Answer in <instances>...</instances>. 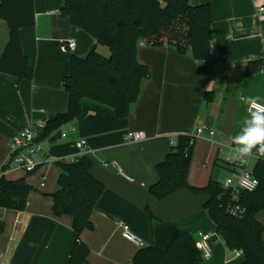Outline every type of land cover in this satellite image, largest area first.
Wrapping results in <instances>:
<instances>
[{
  "label": "crops",
  "instance_id": "0c3cea01",
  "mask_svg": "<svg viewBox=\"0 0 264 264\" xmlns=\"http://www.w3.org/2000/svg\"><path fill=\"white\" fill-rule=\"evenodd\" d=\"M190 2L213 7L208 58L195 59L169 45L141 43L138 60L149 66L151 76L143 81L128 117L118 118L113 107L85 97L79 117L42 139L44 151L37 155L41 163L35 171L4 173L8 179L25 177L33 189L24 211L0 208L5 222L0 233V264L69 263L75 243L73 217L53 212L52 194L59 189L61 168L44 158L49 155L69 161L86 152L92 160L91 172L105 185L91 214L93 228L81 234L90 248V264H130L142 247L166 248L178 230L194 234L199 241L201 234L211 233L207 240L211 256L204 257V264L243 263V254L229 249L216 233L204 208L208 193L183 188L163 199L149 193L171 138L179 133L196 134L199 128L203 132L195 138L189 183L204 187L210 179L223 182L231 174L226 166L231 158L228 146L250 113L249 100L264 104V14L257 13L264 0ZM34 4L35 24L20 29L33 76L19 79L0 71V171L14 136L30 126L39 137L48 120L67 110L68 92L62 79L69 73L71 55L85 56L95 44L89 33L61 12L64 0H34ZM8 38L9 27L0 18V58ZM68 40L75 42L73 49L63 48ZM107 47L99 44L96 48L109 56ZM252 60L261 62L256 71L248 73ZM134 130L145 131L147 138L126 141V134ZM63 131L67 136H62ZM79 140H85L87 146L78 148ZM256 162V157L249 158L247 167L253 170ZM257 218L264 226V210ZM120 222L129 224L144 245L127 240Z\"/></svg>",
  "mask_w": 264,
  "mask_h": 264
},
{
  "label": "trees",
  "instance_id": "16d2710c",
  "mask_svg": "<svg viewBox=\"0 0 264 264\" xmlns=\"http://www.w3.org/2000/svg\"><path fill=\"white\" fill-rule=\"evenodd\" d=\"M61 12L73 25L89 33L95 44L85 56L71 55L69 73L62 79L68 92V108L47 121L38 140L79 117L81 100L85 97L113 107L118 118L128 117L140 97L143 81L151 76L149 66L138 60L141 43L169 45L181 53L189 52L195 59L210 56L214 19L210 3L192 4L190 0H64ZM35 15L34 0H0V18L9 27L8 42L0 58V71L19 79L33 76L29 58L23 53L20 29L34 25ZM99 44L109 47V56L97 51ZM260 62L250 61L247 72L256 71ZM173 138L175 145L170 143ZM173 138L166 157L156 166L158 179L150 185L149 193L157 199L183 188L208 193L204 208L227 247L242 251V264H264V226L257 218V213L264 210V158L257 159L253 168L259 185L253 191L241 193L238 202L245 212L242 216H235L228 211L230 192L221 181L210 179L204 187L189 183L196 136L179 133ZM57 164L61 173L59 189L52 194L53 212L57 216L69 214L73 217L75 243L68 264H90V248L81 239V234L83 230L93 228L91 214L105 185L91 172L89 154ZM32 189L25 177L8 179L3 174L0 176V208L24 211ZM147 211L152 216L149 208ZM4 228L5 222L0 217V233ZM131 263L204 264V256L196 236L178 230L166 248L154 244L142 247Z\"/></svg>",
  "mask_w": 264,
  "mask_h": 264
},
{
  "label": "built area",
  "instance_id": "2783aa9c",
  "mask_svg": "<svg viewBox=\"0 0 264 264\" xmlns=\"http://www.w3.org/2000/svg\"><path fill=\"white\" fill-rule=\"evenodd\" d=\"M257 13L264 14V5L257 6ZM75 47V42L73 40H68L63 44L64 49H73ZM258 106H264V104L256 101L255 105H248V112L255 110ZM203 132V129L199 128L196 134L200 135ZM210 134H213V131H210ZM62 136H67V132L63 131ZM147 138V133L142 130L129 131L125 139L129 142H139ZM175 145L176 141L173 138L170 142ZM78 148H85L87 142L85 140H79L76 143ZM44 151L42 140H38V135L33 131L32 127L28 126L24 128L19 134L14 136L10 144V153L4 164L3 170L0 171V176H2L6 171L12 169H20L26 173H31L35 171L38 165L41 163L38 160L37 155ZM87 154V152L85 153ZM74 156L71 160H75L78 156ZM45 162H58V158L46 155L44 158ZM227 164L230 167L231 174L222 182L223 187L230 192V202L228 204V211L235 216L244 215L245 209L238 202L240 195L245 191H253L259 185V179L254 175L253 170H250L247 167L246 163L240 162L236 159H227ZM119 227L122 231L123 236L139 246H143L144 242L142 239L137 236L130 225L125 222H120ZM211 236V233L201 234V239L199 241V246L202 249L203 255L205 258L211 256L210 248L207 244L208 238ZM236 254H242L241 250H234ZM132 264V263H130Z\"/></svg>",
  "mask_w": 264,
  "mask_h": 264
},
{
  "label": "clouds",
  "instance_id": "9594fccd",
  "mask_svg": "<svg viewBox=\"0 0 264 264\" xmlns=\"http://www.w3.org/2000/svg\"><path fill=\"white\" fill-rule=\"evenodd\" d=\"M249 103L256 104L255 99ZM228 155L246 163L249 158H264V106L250 111L240 132L233 137L232 145L228 146Z\"/></svg>",
  "mask_w": 264,
  "mask_h": 264
},
{
  "label": "rangeland",
  "instance_id": "374dc122",
  "mask_svg": "<svg viewBox=\"0 0 264 264\" xmlns=\"http://www.w3.org/2000/svg\"><path fill=\"white\" fill-rule=\"evenodd\" d=\"M105 46V45H104ZM108 48V47H107ZM99 52V51H98ZM32 175H35L34 173H32Z\"/></svg>",
  "mask_w": 264,
  "mask_h": 264
}]
</instances>
